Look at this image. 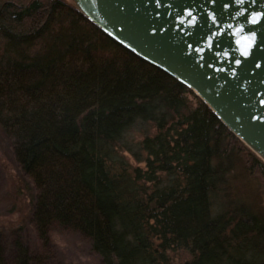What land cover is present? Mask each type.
I'll list each match as a JSON object with an SVG mask.
<instances>
[{
	"label": "trees",
	"instance_id": "1",
	"mask_svg": "<svg viewBox=\"0 0 264 264\" xmlns=\"http://www.w3.org/2000/svg\"><path fill=\"white\" fill-rule=\"evenodd\" d=\"M144 125L153 135L129 144ZM0 134L36 191L44 242L55 226L103 264H264L262 160L66 0H0Z\"/></svg>",
	"mask_w": 264,
	"mask_h": 264
},
{
	"label": "water",
	"instance_id": "2",
	"mask_svg": "<svg viewBox=\"0 0 264 264\" xmlns=\"http://www.w3.org/2000/svg\"><path fill=\"white\" fill-rule=\"evenodd\" d=\"M72 1L118 43L187 86L264 161V0Z\"/></svg>",
	"mask_w": 264,
	"mask_h": 264
},
{
	"label": "rangeland",
	"instance_id": "3",
	"mask_svg": "<svg viewBox=\"0 0 264 264\" xmlns=\"http://www.w3.org/2000/svg\"><path fill=\"white\" fill-rule=\"evenodd\" d=\"M66 1L74 5L72 0ZM144 130L149 135L154 133L149 125H144L143 129L131 131L127 142L135 145ZM119 154L131 166L144 168L130 154ZM262 192L264 201V185ZM35 195L32 182L22 173L9 143L0 134V238L6 263L15 264L16 244L20 243L29 250L30 264H103L90 242L76 232L54 226L46 242L38 238L32 221Z\"/></svg>",
	"mask_w": 264,
	"mask_h": 264
},
{
	"label": "snow or ice",
	"instance_id": "4",
	"mask_svg": "<svg viewBox=\"0 0 264 264\" xmlns=\"http://www.w3.org/2000/svg\"><path fill=\"white\" fill-rule=\"evenodd\" d=\"M240 2L243 3V0H240ZM259 15H260V14H256V15L253 17V19H252L251 22H252V23H256V22H257V17H258ZM254 37H255V33L253 32V38H254ZM244 39H245V40H248L249 38H248V37H244ZM236 43L239 44L240 41L238 40V41H236ZM251 46H252V43H251V41H250V42H249V47H251ZM243 55L248 56L249 53H248L247 51H244V52H243ZM235 63H236V64H239L240 61H239V60H236Z\"/></svg>",
	"mask_w": 264,
	"mask_h": 264
}]
</instances>
